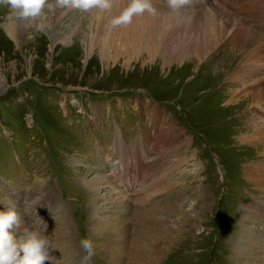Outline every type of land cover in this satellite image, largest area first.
<instances>
[{"label": "rangeland", "instance_id": "rangeland-1", "mask_svg": "<svg viewBox=\"0 0 264 264\" xmlns=\"http://www.w3.org/2000/svg\"><path fill=\"white\" fill-rule=\"evenodd\" d=\"M202 1L198 9L213 13ZM223 1L228 12L220 15L231 16L237 38L262 29L264 0ZM12 18L0 3V211L14 206L32 231L65 242L51 250L50 264H264L240 246L252 239L264 260V190L248 172L264 143L243 141L264 118L249 99L234 111L242 96L218 101L230 92L223 84L229 72L251 65L242 63L249 47L233 46L222 19L209 29L179 22L172 31L139 18V28L127 31L144 33L137 43L140 35L133 41L114 29L118 41L105 40L93 13L75 9L22 21L27 35L16 42L4 28ZM39 24L60 40L53 43ZM230 52L237 58L215 83L212 69ZM97 175L114 182L100 190L111 203L88 189ZM144 216L160 232L147 234ZM82 238L94 242L90 262Z\"/></svg>", "mask_w": 264, "mask_h": 264}, {"label": "bare ground", "instance_id": "bare-ground-1", "mask_svg": "<svg viewBox=\"0 0 264 264\" xmlns=\"http://www.w3.org/2000/svg\"><path fill=\"white\" fill-rule=\"evenodd\" d=\"M156 1L153 0V3L157 7V10H158V15L157 16L153 17V16L145 13L142 16L135 17L134 20L136 22L133 21V23L131 25L127 26V27L113 28L111 26V24H110V21H111V19L113 17L118 15L119 12L122 11L127 6L128 0H115L114 6L110 10H107V11L101 10V9H94V10L89 11V12L93 13V17L95 18L94 22L98 24V27H97V31L98 32L97 33H99V34L103 33V35L105 37V40H107L106 39V37H107L108 39H112L114 41H118L116 38H114L116 36L114 33H115L116 30H118L121 34L118 33L117 35H126L127 34L125 37L131 38L133 41H135L136 37L138 35H140V38L136 40L137 43L138 42L141 43L142 40H143V42L145 41L144 33L142 32V33H139V34H135V33L132 34V33L127 32V31L128 30L130 31L132 28H137V29L139 28L138 25H137V27H134V24H139V18H142V20L145 18L148 21L160 20L164 24H166V26L173 25L172 31L176 30L177 26H182L184 24V23H179V22H187V21L189 23H194L195 21L202 22L203 26L206 25L208 27V29H209L210 28V23L212 25L216 26L217 25V21L222 19L224 28H226V29L231 28V31L228 33L227 38L228 37L230 38L231 36H235L234 37V41H233V43H234L233 46H236V44H238L241 41L242 43H244L245 46L249 47V51H248L247 55L244 57V61H242V63L245 66V65H247L248 62H251V65H250L249 68L242 67V70L240 69L238 72L236 70V72L234 71L233 73H231V72H229L230 74L228 73L229 74L227 76L228 77V82L227 83H223V84H225L224 86H226L227 91H230V92H229L228 95H226V94L222 95V93H220L221 97H219L218 101L220 103H223L225 100H228L230 98L242 96V98L239 100L240 102L237 103V106L233 107V110L235 109L234 111H236L238 107H241V109H242V106H246L247 107V104L244 101V99H249V100H252V102H251L252 104H250V106L251 105L257 106L256 111H257L258 115H260V116H262L264 118V112L262 113L260 110H258V108H260V109L263 108V110H264V104H263L264 103V77H261V78L259 77V73H264V40H263V38H264L263 37L264 36V24L262 26V29L258 33H255V34L253 33V35L248 37L247 39L237 38L236 36H239V33L234 35V31L236 29L235 25L229 23V21H231V16L229 17L230 20L224 21L223 18L221 17V15H220V13L224 14V13L228 12V10H227L228 8L225 5L226 3H224L223 0H214L213 3H209L211 0H203L202 1V4H204V5H207V4L214 5L213 13L210 12L211 15L208 14V13L206 14L203 9H202V11L198 9V7H197L198 6V4H197L198 0H196V2H192V0H191V3L189 5H187V6H185L184 8H182L178 14L174 13V12H172L171 14L169 12V14H168L166 11H168L169 9H167L166 6L164 7V5L161 6L162 4L161 3L159 4V2H156ZM160 1H162V0H160ZM166 4H167V1H166ZM58 10L59 9H57L56 11H58ZM184 10H188V12L185 11L186 14H184L183 13ZM56 11H54V12H56ZM68 11H70V10H68ZM64 12H66V11H64ZM15 20L16 19L13 17L12 20H11V23H9V24L6 23L4 28H5V31H6L7 35L12 40L18 42L19 40L24 39L25 35H27V28L25 27V25H23L22 21H20L19 24L18 23L16 24L17 28H14L13 27V21H15ZM34 22L35 21H33V23H32V27H33ZM142 23H143V21H142ZM38 28L46 30L47 33H49L51 35V40L53 41V43L56 44L58 42V40H60V39H58V36L53 33V30L51 29V31H50V28L48 29L45 24H39ZM172 36L173 35H168V37L166 38L168 42H171ZM59 37H61V36H59ZM61 38H62L61 42H65L66 44L67 43L68 44H71V43L73 44L74 43L73 42L74 40L70 41V39H67L65 37H61ZM120 38H122V37H120ZM95 43H96V40L94 39V37L89 38L88 44H87V48H88L87 54L89 53V56H91V54L93 53V50H94L93 48H94ZM107 43H109V42H107ZM107 43L106 44L104 43V46L107 45ZM254 44H256L257 46L256 47L252 46ZM175 56H177V55H175ZM236 58L237 57L234 54V52H230V54H228V56L226 57L225 61L221 62L222 65H220V63H218V65L213 67L212 72H213V76L215 75V77H213V76L212 77H213V80L215 79V83H217V82L220 83V82L223 81L222 71L224 70V72H227V69L229 68L228 64L233 62ZM174 60H177V58H174ZM245 62H247V63H245ZM255 73H256V75H254ZM250 76H253V78L251 79ZM248 79H250V80L248 81ZM223 84H222V86H223ZM221 90H222V88H221ZM216 108H217V106H216ZM218 109H220V108H218ZM220 110L222 111V108ZM230 110H231V107H229V109H227V111H230ZM222 113H223V111H222ZM255 122L254 123L250 122L251 123L250 124V128H251L250 130H252V134H250L251 132L245 131L244 132L245 136H244L243 141H246V142L247 141L248 142H254L255 141L254 143H256V141H262V143H264V122H263V124L260 123V122H258V123H255ZM256 150L259 152V147L256 146L255 151ZM263 153H260V155H259V153H257V155H256L257 157L254 160L255 161L256 160H260L261 158H262V160H260V162H255L253 167L250 166V169L248 170L250 179H252L255 182L256 186L261 188L262 190H264V166H263L264 165V154ZM113 183H114L113 181H111V180L109 181V180H107V178L105 179L102 176L98 177V175H97L94 178V180H92V181H90L88 183V189H90L92 192H96V195H97L98 198H100L102 196L104 198V201L109 203L110 201H107L108 198L107 197L105 198V195H102V194L100 195V190L103 189V186L107 188L108 186H111ZM120 197L125 199L124 195H122V196L120 195ZM116 200H117V202H116L117 204H115V209H114V210H116V212L115 211L114 212L117 213V214H120V216L122 217V215L124 214V209H123L124 205L122 206V202L120 201V199H116ZM123 202H124V200H123ZM200 206H201V204H200ZM105 208L106 207H102L101 206V208H99V210L104 211V210H106ZM23 220H21L20 226L18 228H14L11 231L13 233H19V234H21L24 237L26 235V230L29 231V232L32 231V230L26 224L25 221L23 222ZM140 222H142V228H146L147 234L149 232H151L150 234H153L154 232H160V231H158L160 229L159 228L160 227L159 222L157 220L153 219L151 216L142 217ZM122 228H124V227H122ZM21 235H20V237H21ZM153 237H156V235L153 236ZM16 239L19 240L20 238H16ZM148 239H150V238H147V240ZM51 242H53L52 243V248L53 249L55 248V246H57L59 249H61L65 245V242L62 239H60V238L51 240ZM252 244H255L252 239L245 238L242 241L240 246H241V249L243 250V252H245V253H247L248 251H251L252 254L258 253V255L261 257L260 260L263 262L264 260H263L262 253L258 252L259 250L256 249V247H253ZM148 247L151 248L150 246H148ZM55 250L56 249H54V251ZM155 251H157V250H155ZM142 253H143V256H144L147 252L144 253V251H143ZM142 253L140 254L141 256H142ZM153 253H156V252H153ZM156 255H158V254H156ZM141 256H140V258H141ZM146 256L144 258H146ZM140 258L138 257V259H140ZM140 260H142V258ZM49 262L50 261H45L44 264H48Z\"/></svg>", "mask_w": 264, "mask_h": 264}, {"label": "clouds", "instance_id": "clouds-1", "mask_svg": "<svg viewBox=\"0 0 264 264\" xmlns=\"http://www.w3.org/2000/svg\"><path fill=\"white\" fill-rule=\"evenodd\" d=\"M5 4L18 21L35 20L45 11L51 13L57 9L80 10L89 12L94 9L110 10L115 0H0ZM191 0H167L168 8L179 13L189 5ZM149 14L158 15L153 0H128L127 6L113 17L110 24L113 28L131 25L135 17ZM21 220L15 207L0 211V264H44L51 261L52 242L45 233L27 231L26 235L17 240L11 230L20 226ZM80 246L86 253L83 261L90 262L95 256V245L90 238H82Z\"/></svg>", "mask_w": 264, "mask_h": 264}]
</instances>
